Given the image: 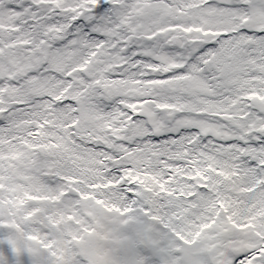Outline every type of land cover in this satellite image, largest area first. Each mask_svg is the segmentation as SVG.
Instances as JSON below:
<instances>
[{
    "label": "snow or ice",
    "instance_id": "snow-or-ice-1",
    "mask_svg": "<svg viewBox=\"0 0 264 264\" xmlns=\"http://www.w3.org/2000/svg\"><path fill=\"white\" fill-rule=\"evenodd\" d=\"M0 264H264V0H0Z\"/></svg>",
    "mask_w": 264,
    "mask_h": 264
}]
</instances>
